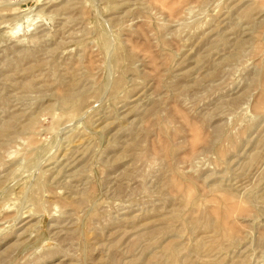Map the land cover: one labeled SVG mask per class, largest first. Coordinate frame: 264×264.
Returning <instances> with one entry per match:
<instances>
[{
	"label": "rangeland",
	"instance_id": "obj_1",
	"mask_svg": "<svg viewBox=\"0 0 264 264\" xmlns=\"http://www.w3.org/2000/svg\"><path fill=\"white\" fill-rule=\"evenodd\" d=\"M0 264H264V0H0Z\"/></svg>",
	"mask_w": 264,
	"mask_h": 264
}]
</instances>
